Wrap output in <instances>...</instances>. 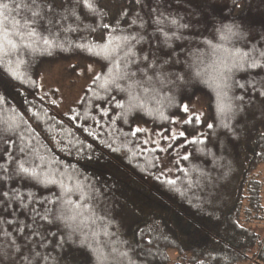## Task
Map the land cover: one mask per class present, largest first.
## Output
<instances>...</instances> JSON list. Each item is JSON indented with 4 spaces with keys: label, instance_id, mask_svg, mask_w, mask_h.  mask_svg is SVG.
<instances>
[{
    "label": "trees",
    "instance_id": "trees-1",
    "mask_svg": "<svg viewBox=\"0 0 264 264\" xmlns=\"http://www.w3.org/2000/svg\"><path fill=\"white\" fill-rule=\"evenodd\" d=\"M5 3L0 264H264V0Z\"/></svg>",
    "mask_w": 264,
    "mask_h": 264
},
{
    "label": "rangeland",
    "instance_id": "rangeland-1",
    "mask_svg": "<svg viewBox=\"0 0 264 264\" xmlns=\"http://www.w3.org/2000/svg\"><path fill=\"white\" fill-rule=\"evenodd\" d=\"M98 74V67L94 64L85 63L74 59L55 65H44L40 71V89L43 91L54 90L61 99L60 111L65 112L74 106L81 98L83 91ZM205 101L198 97L193 103L192 110L196 114L205 116ZM261 179L264 181V164L259 168ZM261 233H264V224L261 225ZM168 264H174L176 253L169 251Z\"/></svg>",
    "mask_w": 264,
    "mask_h": 264
},
{
    "label": "snow or ice",
    "instance_id": "snow-or-ice-1",
    "mask_svg": "<svg viewBox=\"0 0 264 264\" xmlns=\"http://www.w3.org/2000/svg\"><path fill=\"white\" fill-rule=\"evenodd\" d=\"M7 8H8V5H7L6 3H5V4H0V17L5 16V11H4V10H6ZM37 14H38V13L33 12V15H37ZM105 27H107V25H105ZM228 31L230 32L231 30L229 29ZM31 34H32V33H29V35H31ZM133 39H135V37H133ZM9 43H11V42L9 41ZM12 47L14 48L15 45H12ZM97 78H98V77H97ZM121 107H123V106H121ZM197 119H198V118H197ZM10 126H14V122H11ZM181 135H183V133H181ZM21 171H22L25 175L29 176L30 178H32V179H36L38 183H41V184H45V185H46V184L49 182V181H47V180L39 179V178L36 176L35 173H30V172H28L26 169L21 168ZM170 183H171V182H170ZM21 207H27V205L21 204ZM45 211L47 212V209H46ZM61 218H63V212H61L60 216L57 217V219H61Z\"/></svg>",
    "mask_w": 264,
    "mask_h": 264
}]
</instances>
